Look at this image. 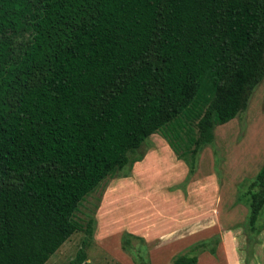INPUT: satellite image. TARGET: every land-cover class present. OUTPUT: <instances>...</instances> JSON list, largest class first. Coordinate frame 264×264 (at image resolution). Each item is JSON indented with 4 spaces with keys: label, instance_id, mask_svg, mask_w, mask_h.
<instances>
[{
    "label": "trees",
    "instance_id": "16d2710c",
    "mask_svg": "<svg viewBox=\"0 0 264 264\" xmlns=\"http://www.w3.org/2000/svg\"><path fill=\"white\" fill-rule=\"evenodd\" d=\"M263 75L264 0H0V264H44L151 135L192 172ZM238 199L258 233L264 162Z\"/></svg>",
    "mask_w": 264,
    "mask_h": 264
},
{
    "label": "rangeland",
    "instance_id": "374dc122",
    "mask_svg": "<svg viewBox=\"0 0 264 264\" xmlns=\"http://www.w3.org/2000/svg\"><path fill=\"white\" fill-rule=\"evenodd\" d=\"M128 158L138 161L84 197L74 213L81 229L44 264H66L80 248L81 264H139L140 258L170 264L214 237L217 243L204 245L196 264H264V208L254 234L238 199L264 162V75L245 109L214 128L213 141L199 151L192 172L157 134ZM88 222L90 237L83 231ZM125 239L131 253L122 249Z\"/></svg>",
    "mask_w": 264,
    "mask_h": 264
}]
</instances>
